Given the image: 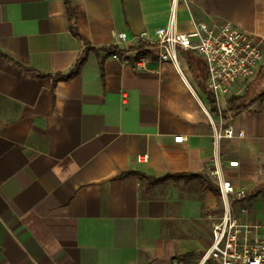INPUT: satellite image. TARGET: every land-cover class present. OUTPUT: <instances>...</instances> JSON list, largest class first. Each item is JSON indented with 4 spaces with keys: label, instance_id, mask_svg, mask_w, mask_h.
Returning a JSON list of instances; mask_svg holds the SVG:
<instances>
[{
    "label": "crops",
    "instance_id": "obj_1",
    "mask_svg": "<svg viewBox=\"0 0 264 264\" xmlns=\"http://www.w3.org/2000/svg\"><path fill=\"white\" fill-rule=\"evenodd\" d=\"M69 1L82 38L63 0H0V264H196L220 211L212 129L191 93L211 106L205 62L179 51L185 81L142 43L117 42L155 41L171 0ZM193 21L261 41L257 77L231 88L247 104L228 111L243 136L219 153L247 191L243 220L264 226V0H186L177 29Z\"/></svg>",
    "mask_w": 264,
    "mask_h": 264
},
{
    "label": "built area",
    "instance_id": "obj_2",
    "mask_svg": "<svg viewBox=\"0 0 264 264\" xmlns=\"http://www.w3.org/2000/svg\"><path fill=\"white\" fill-rule=\"evenodd\" d=\"M180 4L185 5L186 0H171L168 23L155 31V41H150L144 33L129 38L126 33L118 32L116 39L118 43L136 40L143 44V50H154L157 60L173 65L185 81L179 51H193L203 58L207 71L206 89L213 99V106L192 89L191 93L205 112L212 129V164L208 174L216 183L220 211L211 223V244L196 264H264V226L243 220L247 208L242 203L248 197L247 191L224 177L219 153L223 139L243 136L232 124L227 103L232 98L234 84L250 82L257 77L263 61L262 44L230 22L208 25L193 21L190 30L179 31L177 12ZM141 62L138 61L139 67L145 68ZM173 140L181 143L184 137L176 136ZM136 160L146 162L148 156L138 155ZM172 264L183 263L174 261Z\"/></svg>",
    "mask_w": 264,
    "mask_h": 264
},
{
    "label": "trees",
    "instance_id": "obj_3",
    "mask_svg": "<svg viewBox=\"0 0 264 264\" xmlns=\"http://www.w3.org/2000/svg\"><path fill=\"white\" fill-rule=\"evenodd\" d=\"M63 1L66 7L67 17H68V22H69V29L71 33L76 37L82 38L76 27V13H75L73 6L71 5V2L69 0H63ZM263 96H264V93H262L258 98L263 97ZM207 98L210 104H212L213 106V99L209 93H207ZM245 108H247V104H244V96L232 97L227 103V110L233 114L238 113L239 111H242ZM171 178L172 177H165L162 179H157V180H154L153 183H157V184L164 183L167 180H170ZM174 180H177V179H174Z\"/></svg>",
    "mask_w": 264,
    "mask_h": 264
},
{
    "label": "rangeland",
    "instance_id": "obj_4",
    "mask_svg": "<svg viewBox=\"0 0 264 264\" xmlns=\"http://www.w3.org/2000/svg\"><path fill=\"white\" fill-rule=\"evenodd\" d=\"M262 80H264V79H262Z\"/></svg>",
    "mask_w": 264,
    "mask_h": 264
}]
</instances>
